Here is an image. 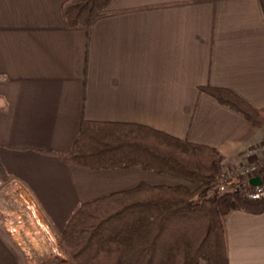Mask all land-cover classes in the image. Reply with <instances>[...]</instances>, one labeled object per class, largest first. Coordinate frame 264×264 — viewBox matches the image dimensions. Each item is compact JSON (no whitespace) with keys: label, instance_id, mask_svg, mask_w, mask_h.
Wrapping results in <instances>:
<instances>
[{"label":"crops","instance_id":"obj_1","mask_svg":"<svg viewBox=\"0 0 264 264\" xmlns=\"http://www.w3.org/2000/svg\"><path fill=\"white\" fill-rule=\"evenodd\" d=\"M64 1L0 0V164L33 212L61 228L79 203L140 181L179 182L38 151L69 149L83 118L144 124L215 147L227 165L247 162L264 127L198 87L228 88L264 107L259 0H111L88 33L65 26ZM224 227L228 264H264V212L233 210ZM16 259L0 233V264Z\"/></svg>","mask_w":264,"mask_h":264},{"label":"trees","instance_id":"obj_2","mask_svg":"<svg viewBox=\"0 0 264 264\" xmlns=\"http://www.w3.org/2000/svg\"><path fill=\"white\" fill-rule=\"evenodd\" d=\"M110 1L65 0L60 7L65 26L88 33L109 12ZM259 2L264 16V0ZM198 91L241 113L254 127H264V107H254L233 90L206 84ZM38 151L84 168L139 167L179 180L140 181L77 204L60 233L61 249L73 264H228L225 216L233 210L264 212V199L249 197L251 184L220 178L228 165L217 148L144 124L83 118L69 149ZM0 175L7 180L1 164Z\"/></svg>","mask_w":264,"mask_h":264},{"label":"rangeland","instance_id":"obj_3","mask_svg":"<svg viewBox=\"0 0 264 264\" xmlns=\"http://www.w3.org/2000/svg\"><path fill=\"white\" fill-rule=\"evenodd\" d=\"M263 142L264 140L252 146H259ZM262 157L260 155L261 159ZM228 166L232 167V165ZM61 229L62 227L47 224L38 213L33 212L29 207L27 196L14 183L0 179V233L14 252L17 264H73L61 249ZM50 255H57L62 258V261L59 263L41 261Z\"/></svg>","mask_w":264,"mask_h":264},{"label":"built area","instance_id":"obj_4","mask_svg":"<svg viewBox=\"0 0 264 264\" xmlns=\"http://www.w3.org/2000/svg\"><path fill=\"white\" fill-rule=\"evenodd\" d=\"M259 154L263 156L262 159ZM247 156L248 162L245 165L227 166L221 172L220 178L225 181H242L243 183H249L250 178L259 176L261 178V183L256 186L252 185L253 188L249 192V197L253 200L264 199V178L261 176L264 174V142L259 146L249 147Z\"/></svg>","mask_w":264,"mask_h":264},{"label":"water","instance_id":"obj_5","mask_svg":"<svg viewBox=\"0 0 264 264\" xmlns=\"http://www.w3.org/2000/svg\"><path fill=\"white\" fill-rule=\"evenodd\" d=\"M249 183L253 186L259 185L261 183V178L259 176H255L249 179Z\"/></svg>","mask_w":264,"mask_h":264}]
</instances>
